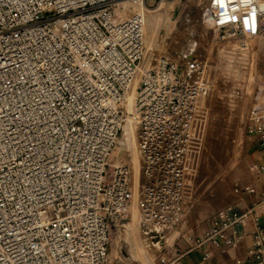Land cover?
Listing matches in <instances>:
<instances>
[{"label":"built area","instance_id":"obj_1","mask_svg":"<svg viewBox=\"0 0 264 264\" xmlns=\"http://www.w3.org/2000/svg\"><path fill=\"white\" fill-rule=\"evenodd\" d=\"M121 1L0 0V264L106 262L129 214L131 168L113 153L130 94L142 228L154 241L181 220L206 65L149 52L142 15L120 18ZM201 19L239 45L264 39V0H207ZM247 131L264 148V114ZM261 207L217 210L194 246L234 245L225 231ZM249 253L264 264L259 226Z\"/></svg>","mask_w":264,"mask_h":264},{"label":"rangeland","instance_id":"obj_2","mask_svg":"<svg viewBox=\"0 0 264 264\" xmlns=\"http://www.w3.org/2000/svg\"><path fill=\"white\" fill-rule=\"evenodd\" d=\"M152 1L147 0L143 10L146 49L153 38L151 52L194 55L206 65L185 159L183 213L186 207L194 214L219 210L235 188L247 185L255 174L247 127L264 114V39H256L253 45H239L237 40L221 38L201 19L207 0ZM122 3L129 10L127 17L136 12L134 5ZM121 10L120 5L116 12ZM155 16L160 19L153 27L151 18ZM121 141L126 142V147L122 145L119 157L131 168L126 132ZM133 183L139 197V172L135 178L133 175ZM132 201L133 195L128 217L111 230L104 264L170 263L174 257L171 250L185 218L160 233L159 243L154 242L142 228L137 203L136 216H132ZM128 238L137 240L141 254L126 262L116 246Z\"/></svg>","mask_w":264,"mask_h":264},{"label":"crops","instance_id":"obj_3","mask_svg":"<svg viewBox=\"0 0 264 264\" xmlns=\"http://www.w3.org/2000/svg\"><path fill=\"white\" fill-rule=\"evenodd\" d=\"M249 141L254 168L264 165V148L259 146L254 137L250 136ZM262 200H264V172L255 169V174L249 183L235 188L220 209L232 207L234 211L243 213L254 203ZM189 210V207H186L182 214L181 219L185 218V224L182 223L179 228V235L171 250L174 257L168 264H261L250 255L249 251L253 248L256 227L259 226L264 232L263 207L257 214H247L242 223L235 224L225 231V237L236 238L234 245L229 246L215 245L211 242L204 246H194L196 239L212 225L217 210L197 214Z\"/></svg>","mask_w":264,"mask_h":264},{"label":"bare ground","instance_id":"obj_4","mask_svg":"<svg viewBox=\"0 0 264 264\" xmlns=\"http://www.w3.org/2000/svg\"><path fill=\"white\" fill-rule=\"evenodd\" d=\"M122 2H127V3L129 2V4L134 5L135 6L134 8H135L136 12H139L142 15V18H143V34H144V14L146 13V12L144 13V11H145L144 10V6L145 5L142 4L139 1H137L136 3H133V2H131L129 0L121 1L120 4L122 6V10L117 13L120 18H126L127 14L129 13V10L127 9V7L125 5H123ZM159 19L160 18L158 16H155V17L151 18V20H152L151 23L153 24V27L158 25ZM155 33H157V32H155ZM259 41L260 40H258V43H259ZM144 42H145V37H144ZM152 42H153V38L150 40V43L147 46L148 47L147 50L149 52H150V45H151ZM132 99H133V94H130L129 98H128V102H129V105H128V116H127V119H126L125 124L123 126V130H122L121 136L118 139V144L116 145L113 154H114L115 158L118 159L119 158V152H120V150L122 148V145H124L126 147V145H125L126 142L124 143L123 141H121L122 136L125 137V132H126V136H127L128 141H129V148L131 149V161H132V165H133V170H132V165H131V191H132L131 195H133L132 216L135 218V216H136L135 204L137 203L138 195L136 193V189H135V186H134V183H133V175H134V178H135L137 176L138 172H139V182H140V170H139V168H140V155H139L138 148H137L136 127H135V124L133 123V121L131 120V117L129 115L130 114L129 113L130 112V106L132 104ZM135 134H136V139H135ZM133 191H134V193H133ZM133 239H130V238L125 239V240L122 241V243H119L116 246V251H118L120 253L121 258L124 261H126V262L130 261L133 258L135 259V258L139 257V254H141V253H139L140 245L137 243V240L135 241ZM161 239H162V236L159 234L155 238L154 242H158L159 243V241Z\"/></svg>","mask_w":264,"mask_h":264}]
</instances>
